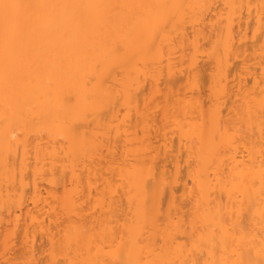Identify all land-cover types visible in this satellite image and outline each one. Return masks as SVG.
<instances>
[{"label": "bare ground", "instance_id": "bare-ground-1", "mask_svg": "<svg viewBox=\"0 0 264 264\" xmlns=\"http://www.w3.org/2000/svg\"><path fill=\"white\" fill-rule=\"evenodd\" d=\"M4 2L0 264H264V0Z\"/></svg>", "mask_w": 264, "mask_h": 264}, {"label": "snow or ice", "instance_id": "snow-or-ice-1", "mask_svg": "<svg viewBox=\"0 0 264 264\" xmlns=\"http://www.w3.org/2000/svg\"><path fill=\"white\" fill-rule=\"evenodd\" d=\"M40 5L22 4V3H5L0 0V24L5 31L9 29L24 30L30 21L28 9L37 8Z\"/></svg>", "mask_w": 264, "mask_h": 264}, {"label": "rangeland", "instance_id": "rangeland-1", "mask_svg": "<svg viewBox=\"0 0 264 264\" xmlns=\"http://www.w3.org/2000/svg\"><path fill=\"white\" fill-rule=\"evenodd\" d=\"M247 45H249V43L247 44ZM207 61L205 60V61H200L199 63L200 64H198V68L202 71V75H203V77L201 78V80H202V82H204V80H205V75L204 74H206V71H207V68L208 67H206V64H207V66H208V63H206ZM202 63V64H201ZM204 63H206L205 65H204ZM202 65H204V66H202ZM204 67L203 69H205V70H202V67ZM179 78H181V76H178ZM178 77H176V80L177 79H179ZM181 80V79H180ZM37 239H41V238H37ZM42 240H38L37 241V244H35L37 247V249L39 248V246L42 244V242H41ZM36 243V242H35ZM39 245V246H38ZM16 247V246H15ZM16 249H18V247H16ZM12 251H14V249L12 250ZM17 251V250H16ZM14 253V252H13ZM15 254V253H14ZM9 255H13L12 253H10ZM39 256V255H38ZM39 257H41V256H39Z\"/></svg>", "mask_w": 264, "mask_h": 264}]
</instances>
